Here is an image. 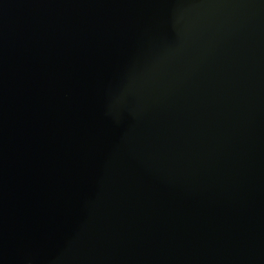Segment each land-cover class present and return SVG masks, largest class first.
Returning a JSON list of instances; mask_svg holds the SVG:
<instances>
[{"label":"water","instance_id":"obj_1","mask_svg":"<svg viewBox=\"0 0 264 264\" xmlns=\"http://www.w3.org/2000/svg\"><path fill=\"white\" fill-rule=\"evenodd\" d=\"M0 264H264V0H0Z\"/></svg>","mask_w":264,"mask_h":264}]
</instances>
